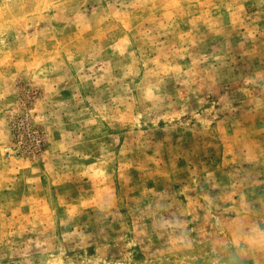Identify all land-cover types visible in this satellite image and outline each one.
<instances>
[{"label":"rangeland","instance_id":"1","mask_svg":"<svg viewBox=\"0 0 264 264\" xmlns=\"http://www.w3.org/2000/svg\"><path fill=\"white\" fill-rule=\"evenodd\" d=\"M0 264H264V0H0Z\"/></svg>","mask_w":264,"mask_h":264}]
</instances>
